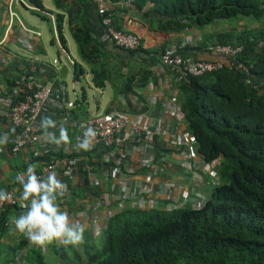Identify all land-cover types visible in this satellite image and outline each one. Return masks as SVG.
Segmentation results:
<instances>
[{"label":"trees","instance_id":"16d2710c","mask_svg":"<svg viewBox=\"0 0 264 264\" xmlns=\"http://www.w3.org/2000/svg\"><path fill=\"white\" fill-rule=\"evenodd\" d=\"M27 1L44 10L41 0ZM59 1L62 0H54L56 4ZM81 1L86 13L93 3ZM147 3H151L148 11L163 16L158 27L169 33H180L192 26L200 28L219 20H235L238 24L244 19L255 24L252 27L243 22L236 25V31H223L214 36V46H241V51L234 57L216 53L220 55L219 59H204L221 61L220 69L201 75L181 71L173 75L174 98L180 104L187 131L195 139L196 153L212 168L219 183H208L207 201L197 208L186 202L168 211L164 206L169 199L160 200L157 208L139 209L127 205L110 216L106 228L94 242L85 239L81 251L70 244L52 245L54 253L66 264H264V0L131 2L137 8ZM109 9L115 18L116 12ZM37 15L46 19L40 13ZM63 18L56 14L58 37L66 49L61 31ZM75 18L68 17L70 34L81 59L92 65L94 86L104 87L105 82L111 80L104 45L95 30L85 23L84 17ZM99 20L101 22L100 16ZM166 48L147 50L140 47L128 51L160 55ZM179 51L184 55L186 48ZM237 63L248 72L238 68ZM74 66V78L78 79L81 69L78 63ZM132 81L133 77L127 75L120 92L127 94ZM82 98L85 100V93ZM166 150L157 144L159 155ZM81 156L86 157V163L94 173L112 165L102 161L101 153L91 161L88 152L65 154L62 149L50 150L41 158L32 157L31 163L51 159L74 161ZM204 173L208 178V172ZM79 178V190L87 188L94 197L103 193L104 190L91 185L84 165H80ZM80 196V191L75 192L65 204H74ZM11 208L21 209L16 205L0 213V233L6 229V212ZM14 249L22 250L23 254L4 264L54 263L46 261L41 250L28 245L26 240L14 245ZM68 249L73 250L71 256Z\"/></svg>","mask_w":264,"mask_h":264},{"label":"built area","instance_id":"2783aa9c","mask_svg":"<svg viewBox=\"0 0 264 264\" xmlns=\"http://www.w3.org/2000/svg\"><path fill=\"white\" fill-rule=\"evenodd\" d=\"M12 1L8 2L6 27L2 36L0 35V53L9 31L16 25L18 27L16 37L22 45L23 54L21 59H17L16 62L9 63L5 60L0 62V121L5 120L9 124V128L0 126V132H9L10 128L14 129L9 132L8 142L4 144L8 146L9 151L12 154H18L29 150L32 157L41 158L50 150H54L43 132L44 129L41 128V119L44 115L56 119L66 126L77 125L79 130L76 134L77 141L82 139L84 129L91 126L96 132V136L91 141L95 147V153H101L102 161L112 165L103 167L96 173L90 171L87 163L82 165L88 170L92 182L94 179L101 178L104 184L113 177L117 178L115 201L128 203L131 207L139 209L157 208L160 200L163 199L170 200L164 206V209L168 211L186 202H190L195 208L201 207L207 201V195L201 191L194 189L187 191L177 184L154 186V178L165 173V156L156 152L157 136L162 131L160 125L156 123L157 120L150 117L143 120L144 116L139 112L128 113L124 110L113 109L91 115L79 125L76 123L71 113L74 102L68 98L67 88L58 76L59 59L56 57L48 59L33 50V40L41 36V31L23 23L12 9ZM17 1L27 9L38 11L46 17L55 44L69 62L74 63L60 43L57 21L53 13L41 10L27 0ZM91 1L101 17V24L107 36L116 46L126 50H136L142 47V39L137 33L118 27L113 12L107 6V0ZM130 2L132 0L124 1L125 4ZM190 44L192 45V42ZM185 45V43H181L169 46L159 55L160 64L168 68L170 72L168 86L173 85V75L178 71L184 74L201 75L222 67V62L219 60L195 59L181 54L179 50ZM213 48L216 53L230 58L241 51V46L230 44H216ZM236 66L245 73L248 72L242 64L237 63ZM168 109L170 114L184 121L180 104L175 98L169 100ZM158 117L162 118L163 116L160 113ZM179 136V139L173 141V144L179 148L176 151L180 156L177 163L190 172L194 176L195 182L200 184L203 182L202 173L207 172L208 164L198 155H190L189 148L195 145V139L187 130ZM130 148L136 153L134 163H129L131 160ZM2 150L3 146L0 145V153ZM62 151L65 154L73 152H68L64 148ZM35 165L37 175L43 178H46L49 172L62 166L66 174L63 182L67 185V191L64 196L58 197L60 205L64 206L65 200L72 198L75 192H78V185L73 184V181L79 178L80 165L75 162V158L74 161L66 159L37 160ZM136 173L143 175L144 181L140 184L132 183V175ZM208 174L207 185L208 183L217 185L219 180L215 173L208 170ZM170 187H173L172 190H169ZM174 188H177L175 193ZM21 191V185L5 190L6 199L0 200V213L5 212L9 207L20 206ZM105 194L106 190L97 197L91 194L92 198L89 202L91 212L86 213V210L81 212L86 220L94 224L93 233L97 235L106 228L108 219L115 213L114 210H108L104 216L98 219L96 213L100 205L110 204L109 198ZM15 253L19 257L23 251L18 249Z\"/></svg>","mask_w":264,"mask_h":264},{"label":"crops","instance_id":"0c3cea01","mask_svg":"<svg viewBox=\"0 0 264 264\" xmlns=\"http://www.w3.org/2000/svg\"><path fill=\"white\" fill-rule=\"evenodd\" d=\"M8 2L9 0H0L1 36L6 27ZM41 2L44 10L53 13L55 18L56 14L63 15L64 18L61 31L64 39L66 32H70L68 17L72 20H75L76 16L79 19L84 17L85 23L95 30L97 38L104 45L103 49L107 55L111 80L105 82L104 87H95L92 82V65L81 59L76 44L73 43L70 49L68 42L65 39L66 52L74 63H70L56 45L58 50V56H56V58L59 59L58 76L61 64H65L68 67V71L64 79L68 76L72 79L70 87L72 94L70 95L67 86L68 84L59 76L60 80H63V83L67 88L68 98L74 102L71 113L73 114L74 112L72 117L76 120V123L79 125L91 115L113 109L124 110L128 113L139 112L140 114H143V120H147L145 119L146 117L157 120L156 123L162 128L161 134L157 136L158 143L161 147L167 148L168 150L164 153L165 173L154 178V186H158L159 184H166L167 186L168 184H177L181 185L187 191L194 189L206 194L208 191V189H206V186H208L206 183L207 173H202L204 176L203 182L198 184L195 182V179L193 178L194 176L177 163L180 156L176 153L177 145L173 144V141L179 139V135L187 129L183 120H179L176 116L169 113L168 103L170 99H174L176 88L173 85H167L170 72L160 64L159 55L157 53L134 54L128 50L115 46L112 39L107 36L94 5L87 9L85 13L82 4L83 1L81 0H62L61 2L59 1L58 4H56L54 0H41ZM106 3L109 8L116 12L115 20L118 22L117 24L121 28L137 33L142 39V47L147 50H159L162 47L185 43L186 45L184 48H186V53L184 55L187 57L195 59H219L220 55L216 54L213 48L214 36L219 32L231 30L236 31L237 29V24L225 25L224 23L217 24L215 22L200 28L192 26L186 28L180 33H169L158 27L160 21L163 20V16L154 11H148L151 8V3H147L142 8L135 7L131 2L125 4L124 0H107ZM12 9L18 14L23 23L30 28L41 31L40 26L42 25V22H48L47 19L44 20L37 15L40 12L27 9L20 5L17 0L12 1ZM241 21L243 23L244 19ZM17 30L18 27L14 25L9 31L1 49L0 62L1 60H5L6 62L13 63L16 62L17 59H21L23 51L22 45L16 37ZM189 42H192V45ZM33 45V50L42 56L48 59H53L55 57L51 54V50L47 46V41L43 39L42 33L40 37L34 38ZM221 58L226 59L224 56H221ZM75 63H78L81 69L78 79L74 78ZM127 75L132 76L133 81L131 84V90L127 94H123L120 92V86ZM83 93H85V100L82 98ZM76 99L81 101L77 102ZM160 113L163 116L162 118L158 117ZM52 120L55 122V126L48 128L47 132L54 133L58 136L59 127L62 124L67 129V135L69 137L68 142H61L59 145L51 143L54 150L58 151L62 148L68 152L77 150L75 148V145L79 143V141L76 140V134L79 131L77 125L66 126L56 119ZM0 126L3 128H9V124L5 120L0 121ZM43 132L45 133V130ZM2 146L3 150L0 153V189L5 191L21 185L17 177L18 175H23L26 165L31 163L32 156L29 150L22 151L18 154H12L7 145ZM189 150L190 155H197L195 146H191ZM77 151L88 152L91 158L90 160H95V147L92 143H90L87 151ZM130 151L131 160H129V163H134L136 153L132 151L131 148ZM75 162L79 165L85 164L86 157L81 156L75 159ZM207 169L214 173L210 166H208ZM52 172H54L60 180H65L66 174L62 166ZM79 179L80 178L74 180L73 184H78ZM143 181V175L140 173L132 175V183L140 184ZM91 183L94 187L100 188L104 191L106 190L110 202L108 205H100L96 213L98 219L101 216H104L108 210H114L116 212L129 205L128 203L114 202V195L117 187L116 177L111 178L109 182L107 181L104 184L101 178H98L97 180L94 179ZM172 188L170 187L169 190H172ZM79 191L81 192V196L76 202H74V204L69 206L64 204V206L61 205V208L68 213L71 220L83 224L85 229L84 240L89 239L90 242H94L101 233L98 235L93 233L94 224L86 220L83 214L81 215V212L83 213L85 210L86 213L91 212L89 202L91 201L92 195L87 188L78 190L77 194ZM175 192H177V188H174V193ZM21 211L22 209L17 210L11 208L6 212V218L8 219L12 215H18ZM9 228H12L13 230L9 231ZM23 240H26L28 245L39 248L45 257L50 249H52V245H64L56 240L45 245H37L29 241L22 233L16 231L14 226L7 223L4 232L0 233V264H4L5 261L10 260L11 258H18L15 253L16 250L14 249V245Z\"/></svg>","mask_w":264,"mask_h":264},{"label":"clouds","instance_id":"9594fccd","mask_svg":"<svg viewBox=\"0 0 264 264\" xmlns=\"http://www.w3.org/2000/svg\"><path fill=\"white\" fill-rule=\"evenodd\" d=\"M55 126L50 117H42L41 128L49 143L59 145L68 142L67 129L61 124L59 135L47 132ZM14 129L10 128V131ZM9 132H0V145L8 142ZM96 136L95 130L89 126L84 129L83 137L75 145L77 150L87 151L92 139ZM36 165L28 163L22 176L17 177L22 186L20 193V207L18 215L8 218V223L27 239L37 245H45L54 240L64 245L78 246L84 241V226L78 221L70 219L68 213L62 210L58 197L64 196L67 185L54 172H49L46 178L40 177L35 171ZM6 199V193L0 189V200ZM9 228V231H12Z\"/></svg>","mask_w":264,"mask_h":264},{"label":"rangeland","instance_id":"374dc122","mask_svg":"<svg viewBox=\"0 0 264 264\" xmlns=\"http://www.w3.org/2000/svg\"><path fill=\"white\" fill-rule=\"evenodd\" d=\"M215 23V22H214ZM217 24H225V25H232V24H237L235 22V20H229V21H222V20H219V21H216ZM228 23V24H227ZM242 23V22H241ZM241 23H238V24H241ZM244 23L246 24H249L250 26H254L255 24L254 23H250L248 21H245L244 20ZM237 24V25H238ZM242 27V26H241ZM40 30H41V33H42V37L45 41H47V46L49 47V49L51 50V54H53V56H58V50H57V47H56V44H55V39H54V36L50 30V24L48 22H42V25L40 26ZM65 39L67 40L68 42V46L69 48L71 49L73 43H75V41L73 40L72 36L70 35V32H66L65 34ZM60 57V56H59ZM64 82H66L68 85V89H69V92H70V95L72 94L71 93V90H70V87H71V82H72V79L70 76H68L66 79H64ZM97 243V242H96ZM93 244V243H91ZM75 248H77L79 251L82 250V245L79 244L78 246H76ZM72 252L73 250L72 249H68V255H72ZM85 255H83V258L85 259ZM45 260L52 263L54 262L53 264H66L65 263V260L60 258L59 255H56V253H54V250L53 248L50 249L49 253L47 254V256L45 257ZM86 260V259H85ZM78 263V262H77ZM81 263H84V260L81 262ZM79 264V263H78Z\"/></svg>","mask_w":264,"mask_h":264},{"label":"water","instance_id":"95a60500","mask_svg":"<svg viewBox=\"0 0 264 264\" xmlns=\"http://www.w3.org/2000/svg\"><path fill=\"white\" fill-rule=\"evenodd\" d=\"M68 71V67L65 64H61L59 68V76L61 79H64Z\"/></svg>","mask_w":264,"mask_h":264}]
</instances>
